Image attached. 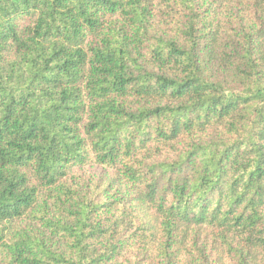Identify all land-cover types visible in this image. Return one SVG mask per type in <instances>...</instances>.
<instances>
[{
	"label": "trees",
	"instance_id": "trees-1",
	"mask_svg": "<svg viewBox=\"0 0 264 264\" xmlns=\"http://www.w3.org/2000/svg\"><path fill=\"white\" fill-rule=\"evenodd\" d=\"M0 264H264V0H0Z\"/></svg>",
	"mask_w": 264,
	"mask_h": 264
}]
</instances>
